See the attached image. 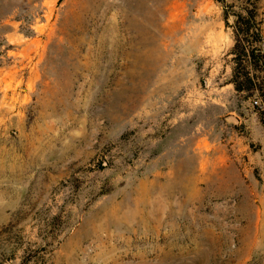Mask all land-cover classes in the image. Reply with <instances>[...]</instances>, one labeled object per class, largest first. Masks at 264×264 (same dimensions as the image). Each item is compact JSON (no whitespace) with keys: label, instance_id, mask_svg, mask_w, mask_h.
Masks as SVG:
<instances>
[{"label":"rangeland","instance_id":"374dc122","mask_svg":"<svg viewBox=\"0 0 264 264\" xmlns=\"http://www.w3.org/2000/svg\"><path fill=\"white\" fill-rule=\"evenodd\" d=\"M225 2L0 0V264H264Z\"/></svg>","mask_w":264,"mask_h":264},{"label":"trees","instance_id":"16d2710c","mask_svg":"<svg viewBox=\"0 0 264 264\" xmlns=\"http://www.w3.org/2000/svg\"><path fill=\"white\" fill-rule=\"evenodd\" d=\"M224 8L227 18L225 0H214ZM237 12H234L233 46L229 51L233 68L230 84L237 93H258L264 106V76L255 74L264 72V39L262 35V14L259 0H237ZM260 79V80H259ZM264 125V122H262Z\"/></svg>","mask_w":264,"mask_h":264}]
</instances>
